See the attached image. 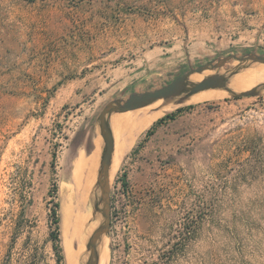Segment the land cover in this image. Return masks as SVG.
I'll list each match as a JSON object with an SVG mask.
<instances>
[{
	"label": "rangeland",
	"instance_id": "374dc122",
	"mask_svg": "<svg viewBox=\"0 0 264 264\" xmlns=\"http://www.w3.org/2000/svg\"><path fill=\"white\" fill-rule=\"evenodd\" d=\"M251 52L264 54V0H0V264H58L54 209L66 264L62 187L95 148L102 208L106 104ZM251 88L137 134L111 177L108 264H264V78L235 91Z\"/></svg>",
	"mask_w": 264,
	"mask_h": 264
},
{
	"label": "bare ground",
	"instance_id": "6f19581e",
	"mask_svg": "<svg viewBox=\"0 0 264 264\" xmlns=\"http://www.w3.org/2000/svg\"><path fill=\"white\" fill-rule=\"evenodd\" d=\"M229 67L227 65L221 69V71L226 74L229 71ZM209 72L214 73V71L211 70H205L203 73ZM203 73L192 74L189 79L191 81H200L204 75H206ZM262 78H264V64L253 63L240 70L239 73L229 77L227 85L232 90L237 91L247 87L250 82ZM225 92H228V90L221 88L203 90L190 96L182 103H178L177 101L162 102V100H157L145 107L132 110L125 116L113 117L110 120V124L117 129L118 132H116V134L118 133V136L114 135L117 141L115 142V150L110 170L111 177L112 173H115L116 169L120 166L124 153L129 149L137 134L143 128L153 123L164 111L178 107L187 102H197L205 99L209 100L212 97L219 98L222 97L223 94L225 95ZM97 159L98 154L95 148L89 151L88 154L80 152L73 162L70 182L62 187L68 201V204L65 205L67 207L64 208L63 213L61 212L63 214L61 237L66 264L88 263V255H90L91 252L87 248V242L101 221L100 215L94 212L93 207L94 187L97 166L99 165ZM104 237L105 235L98 241V264H108L106 248H102Z\"/></svg>",
	"mask_w": 264,
	"mask_h": 264
},
{
	"label": "water",
	"instance_id": "95a60500",
	"mask_svg": "<svg viewBox=\"0 0 264 264\" xmlns=\"http://www.w3.org/2000/svg\"><path fill=\"white\" fill-rule=\"evenodd\" d=\"M237 60L240 62L239 67L235 68L231 74L214 73L207 75L200 81H191L189 78L194 73H203L205 70L216 71L224 68L230 61ZM247 62L264 64V54L256 52L247 53L245 55L229 54L216 60L209 61L198 67H191L189 71L180 75L170 83L153 90H146L143 92H133L126 99H115L102 109L99 115V123L101 128V135L104 139V146L102 149L100 168L97 176V185L101 188V202L102 208L95 205L94 212L101 211L103 215V222L93 231L87 248L90 250L89 260L87 264H98L99 255L97 251L99 239L110 232L111 229V166L115 150V139L110 124V118L114 112H127L138 108L145 107L157 100H172L173 98L182 96L177 102L182 103L190 96L207 89L221 88L226 89L235 96H252L257 94V88L244 90L240 93L228 87V78L237 74L245 68L242 66Z\"/></svg>",
	"mask_w": 264,
	"mask_h": 264
},
{
	"label": "trees",
	"instance_id": "16d2710c",
	"mask_svg": "<svg viewBox=\"0 0 264 264\" xmlns=\"http://www.w3.org/2000/svg\"><path fill=\"white\" fill-rule=\"evenodd\" d=\"M182 109H178V111L176 112H172L170 114H167L165 117L159 119L155 124L154 126H152V128L150 130H148L147 132V137H150L154 131L156 130V126L160 123H163L164 121L166 120H170V119H175L176 116L179 114V112H181ZM56 207H58V203H56ZM52 216H53V222L56 226V228L53 230L52 232V236H53V240H54V249L56 251V254H57V262L58 264H61L62 260H63V255L61 253V248H60V244H59V241H60V238H59V218L57 217V210L54 209L53 210V213H52ZM63 247V245H62ZM63 252H64V247H63ZM65 256V255H64Z\"/></svg>",
	"mask_w": 264,
	"mask_h": 264
}]
</instances>
